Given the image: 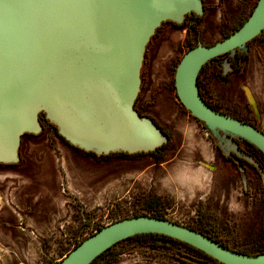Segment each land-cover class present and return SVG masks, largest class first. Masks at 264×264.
<instances>
[{
    "label": "water",
    "instance_id": "95a60500",
    "mask_svg": "<svg viewBox=\"0 0 264 264\" xmlns=\"http://www.w3.org/2000/svg\"><path fill=\"white\" fill-rule=\"evenodd\" d=\"M202 4V0H0V163L19 159L21 136L39 132L40 112L70 145L96 154L150 151L165 143L168 136L162 129L134 108L146 44L161 22L181 23L186 14H201ZM263 29L264 0H257L238 28L213 44L198 42L175 67L178 99L208 130L222 133L218 144L224 154L235 149L233 137L264 153V131L210 107L199 93L198 72L218 55L233 56L236 49H247V42ZM94 33L101 34V48L85 55L82 49L95 48ZM139 233L176 238L221 264H264V252L233 250L198 230L147 214L103 225L57 264H89L114 243Z\"/></svg>",
    "mask_w": 264,
    "mask_h": 264
},
{
    "label": "rangeland",
    "instance_id": "374dc122",
    "mask_svg": "<svg viewBox=\"0 0 264 264\" xmlns=\"http://www.w3.org/2000/svg\"><path fill=\"white\" fill-rule=\"evenodd\" d=\"M203 1V18L192 27L193 30L188 27H163L148 49L137 106L142 107L170 136L161 161L156 162L149 155L111 154L102 159L93 158L75 151L50 131L36 137L23 136L21 148L27 167L41 173L39 177L45 179L49 167L56 174L62 216L61 238L58 244L50 243L48 246L51 252L59 248L57 258L69 248L66 238L76 229L74 217L85 219L89 214L95 227L103 226L101 222L110 223L136 212L146 214L154 210L161 211L165 218L174 222L193 226H197L192 221L199 212L206 221L203 227L210 228L212 224L208 221H216L217 225L210 229L228 247L248 253L264 249V241L255 243L243 239L262 230L254 219L257 214L255 186L251 185L248 189L250 193H245V196H238L241 192L239 175L229 165L216 161V148L208 131L176 95L174 72L183 53L197 42L213 44L222 39L248 17L252 4V0ZM249 46L245 69L231 77L233 88L228 90V87L217 85L214 92L224 97L227 109L242 115L264 131V45L256 40ZM246 90L252 102L247 98ZM185 126L193 129L191 135L185 133ZM202 162L214 165L215 169L202 165ZM201 170L210 173L206 181ZM232 173L236 174L237 183L229 186L226 179ZM1 180L3 175H0ZM189 187L193 189L190 196ZM8 192L9 188H4L0 193L2 221L11 218ZM173 193H182L183 199H177ZM251 193L253 198L248 200L246 197ZM239 197L245 198V202L238 201ZM152 198L158 199L155 208L149 207ZM221 208L226 210L221 211ZM141 238L122 240L94 264H146L143 262L146 255H153L155 262L161 264L201 263L197 261L196 253L175 242L148 236ZM16 241L0 234V264L52 262L51 257H39L40 244Z\"/></svg>",
    "mask_w": 264,
    "mask_h": 264
},
{
    "label": "flooded vegetation",
    "instance_id": "af4514ba",
    "mask_svg": "<svg viewBox=\"0 0 264 264\" xmlns=\"http://www.w3.org/2000/svg\"><path fill=\"white\" fill-rule=\"evenodd\" d=\"M202 3L204 11L205 5L203 0ZM252 4L250 6L249 12L251 10ZM188 15L189 14L185 15L182 21L185 22V24L181 27L190 28V26L192 25L193 20L187 18ZM181 23L166 20L163 21L160 26L180 28L178 25ZM259 34L264 35V32ZM248 42V47L245 50H249L250 52V44H248ZM239 50L241 51V49H236L233 56L229 55V53H224L207 61V65H205L204 70L211 64L216 66V69L209 74L201 75L199 84V93L201 92V97L207 104L210 105V107L216 110H220L224 113L229 112V115L232 116L234 114H239H236L226 108V106L228 105L227 101H224V97H221L214 92V87L219 85L228 87V90H231L233 88L231 86V77L243 70L240 68V63L238 62V60L235 59V55ZM226 60L229 62L228 65H225ZM137 103L134 108L136 109L138 114L147 115V113L142 110V107L137 106ZM239 116L243 117L242 115ZM38 118L40 122L39 132L36 134L26 133L27 135L21 136V143L19 146V159L14 163H0V175H3V180H1L0 182V188L3 189H0V193L4 190V188H6V190H8L9 188L8 204L9 210L11 211L10 219L5 221H2L0 219V234H3L11 239H17V243L40 244V247L38 249L40 253L39 257H51L53 258L52 262L54 264H57L59 262H56V258L59 255V248L56 249L57 252L55 250L51 252L48 246V244L50 243L58 244L61 238L60 228L62 216L59 205V190L55 179L56 174L54 170L49 167L47 178L45 179L43 177H39L41 173H35L33 172V170L27 167L21 148L23 144V136L36 137L38 135L44 134L45 131H50L55 137H57L56 132L53 128V124L44 117V114L42 112L38 114ZM152 120L154 119L152 118ZM161 129L169 139V134H167L163 128ZM205 129L208 131V134L216 148V161H218L219 163H224L225 165H229V167L233 168L241 179V192L238 193V196H245V193H250V191L248 190L249 187L251 185L255 186L254 191L256 196L255 200L257 204V214L254 219L256 221V225L262 227V230L257 231L254 235L244 236L243 239L245 241H252L255 243L264 241V154L255 145L239 137H233V140L236 143L235 149H231L229 150L228 154H224L223 150L218 144L222 133L217 130H208L207 128ZM26 156L29 157L28 155ZM247 156L251 157L254 162L248 159ZM212 166V170H214L215 166ZM240 166L243 167V171L240 170ZM235 176V173L230 174V176L226 179V184L229 186L233 185L234 183L236 184L237 181L235 179ZM6 178H9L11 180H6ZM8 182L9 184H7ZM11 184L12 186H10ZM246 198L248 200H252L253 193H251V196L247 195ZM237 200L245 202V198L243 197H239L237 198ZM225 210L226 209L221 208V211ZM205 222L206 221L204 220V218L198 212L195 214V220L192 221V223H197V226H193L190 223L181 224L190 228L192 227L201 229L203 231L202 233L211 235L212 237L219 239L218 235L210 229L217 225L216 221L214 219L208 221L209 224H212V226L209 225L210 228L203 227L206 224ZM73 223H77L75 225L76 229L75 231L70 233L72 235L66 238L67 242L78 241V238L89 236L90 227L93 225L91 215L86 214L85 219H76V217H74ZM138 239L141 240V236L138 237ZM239 251L248 253L243 250ZM143 259V262L146 264H161L155 262V257L153 255L143 256Z\"/></svg>",
    "mask_w": 264,
    "mask_h": 264
},
{
    "label": "trees",
    "instance_id": "16d2710c",
    "mask_svg": "<svg viewBox=\"0 0 264 264\" xmlns=\"http://www.w3.org/2000/svg\"><path fill=\"white\" fill-rule=\"evenodd\" d=\"M256 2H257V0H253V4H252V7H251V10H250V12L252 11V9L254 8V6H255V4H256ZM205 11V10H204ZM187 18H189V19H192L193 20V22H192V25L190 26V28L189 29H191V30H193V26L194 25H197V24H199L200 22H201V20H202V18H203V13H201V14H196V13H194V12H192V13H189V15L187 16ZM246 19V18H245ZM245 20H243L238 26H236V27H234V28H232L231 29V31L229 32V33H231L233 30H235L236 28H238L243 22H244ZM163 23V22H162ZM161 23V24H162ZM185 24V22H182L181 24H179L178 26L179 27H181V26H183ZM162 26H159V27H157L156 28V30H155V32H154V34L150 37V39H149V41H148V43L146 44V48H145V52H144V59H143V63H142V67H141V73H140V75H141V79H142V82L144 81V68H145V66L147 65V60H148V49H149V46L151 45V43L159 36V34L158 33H160L161 32V30H162ZM262 32H264V29L263 30H261V32L260 33H262ZM228 33V34H229ZM228 34H226V35H228ZM225 35V36H226ZM224 36V37H225ZM256 40H258L259 42H260V44H262V45H264V35H262V34H258V35H256L254 38H252L249 42H248V44H251L252 42H254V41H256ZM195 46V45H194ZM192 46H190L189 48H191ZM248 54H249V50H245V51H243V50H239V51H237V54L235 55L236 57H235V59L236 60H238V62L240 63V68L241 69H245V65H246V63H247V61H248ZM205 65H207V62L205 63V64H203V66L201 67V70L199 71V73H198V76H197V83H198V87H199V91H200V86H199V84H200V76L201 75H206V74H209L210 72H212L213 70H215L216 69V66H214V65H210V66H207V68L204 70V68H205ZM143 84V83H142ZM141 90H142V85H141ZM141 90L139 91V93H138V95H137V97H136V99H135V101H134V107H135V105H136V103H137V101L139 100V98H140V92H141ZM201 93V92H200ZM209 105V104H208ZM210 106V105H209ZM226 113H228L229 114V112H226ZM233 116H235V117H237V118H239V119H241V120H243V121H246V122H249V123H251V124H253L254 126H256L257 127V125L255 124V123H253V122H251L250 120H248L247 118H244V117H241V116H239V115H233ZM154 121V120H153ZM200 122V124L204 127V128H206L205 127V125L203 124V122H201V121H199ZM156 124H157V122H155ZM157 126H159L158 124H157ZM160 127V126H159ZM53 128H54V130H55V132H56V135H57V137L60 139V140H62L64 143H66L67 145H69L72 149H74L75 151H77V152H79V153H82V154H84V155H88V156H91V157H93V158H106V157H108L109 155H111V154H115V155H121V156H133V155H149V156H152V157H154L155 159H156V162H159V161H161L163 158H164V156H165V152H166V150H167V148H166V144H167V142H165V143H163V144H161L160 146H158L157 148H155L154 150H150V151H139V152H133V153H128V152H123V151H115V152H109V153H107V154H96V153H94L93 151H85V150H83V149H80V148H78V147H76V146H73V145H70L60 134H58V132H57V129H56V127L53 125ZM23 135H27L26 133L25 134H23ZM259 149V148H258ZM263 153V152H262ZM264 154V153H263ZM156 206H158V199H151L150 201H149V207L150 208H155ZM146 214H148V215H152V216H158V217H163V218H165V216H164V214L161 212V211H159V210H154V211H151V212H148V213H146ZM146 214H140V213H135L134 215H146ZM133 216V215H132ZM127 217V216H126ZM100 227H102V226H99L98 227V229L100 228ZM192 228V227H191ZM193 229H195V230H198V231H200V232H203L201 229H196V228H193ZM206 235H208V234H206ZM146 237V236H148V237H154V238H157V239H161V240H163V241H172V242H175V243H177V244H179V245H181V246H183V247H185L186 249H188V250H190V251H193L194 253H196L197 255H198V258H197V261H201V263H198V264H221L220 262H218L215 258H213V257H211L210 255H208V254H206V253H204L203 251H201L200 249H198V248H196V247H194V246H192V245H190V244H188V243H186V242H183V241H180V240H178V239H176V238H173V237H170V236H168V235H164V234H160V233H139V234H135V235H132V236H130V237H127V238H125V239H123V240H126V239H138V237ZM209 237H211L213 240H215V241H217V242H219L220 244H222V245H224V246H227L228 247V245L227 244H225L223 241H221L220 239H217V238H214V237H212L211 235H208ZM122 240H120V241H118V242H116V243H114L112 246H110V247H108L107 249H105L103 252H101L99 255H97L89 264H93L98 258H101V257H103V255L105 254V253H107L112 247H114L116 244H118L119 242H121ZM78 245V244H77ZM77 245H75V246H77ZM231 249H233V250H236L235 248H233V247H230ZM237 251H239V250H237ZM260 252H264V249L263 250H259V251H257V252H254V253H260Z\"/></svg>",
    "mask_w": 264,
    "mask_h": 264
},
{
    "label": "built area",
    "instance_id": "2783aa9c",
    "mask_svg": "<svg viewBox=\"0 0 264 264\" xmlns=\"http://www.w3.org/2000/svg\"><path fill=\"white\" fill-rule=\"evenodd\" d=\"M136 213H138V212H136ZM148 215V214H147ZM132 216V215H131ZM109 222H106V223H102L101 222V225H107ZM98 227L99 226H95V227H93V225L90 227V231H89V233L90 234H92V233H94V232H96L97 231V229H98ZM87 237V236H86ZM85 238V237H84ZM84 238H78L77 240L78 241H72V242H68L69 243V248L67 249V251L62 255V256H59L57 259H56V262H58V261H60L71 249H73L74 247H75V245H77V244H79L81 241H82V239H84ZM51 264H54L53 262L51 263Z\"/></svg>",
    "mask_w": 264,
    "mask_h": 264
},
{
    "label": "clouds",
    "instance_id": "9594fccd",
    "mask_svg": "<svg viewBox=\"0 0 264 264\" xmlns=\"http://www.w3.org/2000/svg\"><path fill=\"white\" fill-rule=\"evenodd\" d=\"M193 132V129H191L188 126H185V133L188 135H191ZM209 159H211V157L209 156ZM201 175L205 178V181L207 180V178L210 176V173H208L207 171L201 170ZM206 186V184H205ZM203 190V189H201ZM193 189L191 187L188 188V195L190 196L192 194ZM173 195H175V197L177 199H183V194L182 193H173Z\"/></svg>",
    "mask_w": 264,
    "mask_h": 264
},
{
    "label": "snow or ice",
    "instance_id": "6c2138e0",
    "mask_svg": "<svg viewBox=\"0 0 264 264\" xmlns=\"http://www.w3.org/2000/svg\"><path fill=\"white\" fill-rule=\"evenodd\" d=\"M100 33H94L93 34V40L95 41V48H87V49H82L83 53L85 55H89V54H95L96 49H100L101 45L99 43V37H100ZM126 91V88L125 90Z\"/></svg>",
    "mask_w": 264,
    "mask_h": 264
},
{
    "label": "bare ground",
    "instance_id": "6f19581e",
    "mask_svg": "<svg viewBox=\"0 0 264 264\" xmlns=\"http://www.w3.org/2000/svg\"><path fill=\"white\" fill-rule=\"evenodd\" d=\"M246 95H247V98L250 100V101H252V98H251V96H250V94H249V92L246 90Z\"/></svg>",
    "mask_w": 264,
    "mask_h": 264
}]
</instances>
